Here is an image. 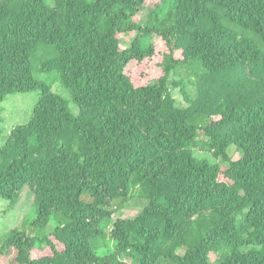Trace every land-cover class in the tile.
I'll return each instance as SVG.
<instances>
[{
  "label": "trees",
  "instance_id": "trees-1",
  "mask_svg": "<svg viewBox=\"0 0 264 264\" xmlns=\"http://www.w3.org/2000/svg\"><path fill=\"white\" fill-rule=\"evenodd\" d=\"M148 1L0 0V105L41 92L0 147V197L13 209L29 186L38 209L32 230L7 233L0 260L264 264V0ZM154 35L167 47L160 62ZM40 45L55 49L40 70L58 72L71 99L34 77ZM180 69L189 80L175 78ZM135 191L141 213L115 217ZM105 222L114 251L101 256Z\"/></svg>",
  "mask_w": 264,
  "mask_h": 264
},
{
  "label": "rangeland",
  "instance_id": "rangeland-1",
  "mask_svg": "<svg viewBox=\"0 0 264 264\" xmlns=\"http://www.w3.org/2000/svg\"><path fill=\"white\" fill-rule=\"evenodd\" d=\"M51 5L54 4L53 0H48ZM160 0H149L148 3L156 4L159 3ZM165 7L168 3V0H165ZM151 10L150 4L146 6L142 11V21L145 22L150 19L149 14ZM167 9H164V11ZM162 12L160 13V16ZM137 32L133 31L130 33H123L120 35L121 42L124 46H129L132 41L135 39ZM152 42L159 47V52L155 56L153 60L160 62L162 58V54L167 50L163 40L161 37L154 35L152 37ZM55 55V49L52 46L47 45H40L37 51V56L32 60L33 66V75L35 78L40 79L46 82L48 85L51 86L52 90L60 95H62L66 99H71V94L69 90L62 84L59 74L56 71L52 72H44L40 70L39 64L43 60H47ZM176 55L179 56L180 52H176ZM152 62V60H151ZM137 65L136 62H133L129 65L127 71L131 73L135 66ZM175 78L180 81L184 80L187 81L190 79V72H187L183 69L179 70V75L175 76ZM173 88V94L177 99L180 105H187L184 96L181 93L179 87L175 85H171ZM191 92L194 93L193 88ZM41 97V92L38 90L28 91V92H18L14 94H9L6 99L0 105V147H2L11 130L19 124H23L33 116V111L37 103L39 102ZM70 108L73 114H78L79 108L73 102L70 101ZM199 140L201 145L207 141V137L204 135L202 131H200ZM194 154L198 158H207L211 162H218L222 169H226L228 167V163H223L219 159H216L209 151L205 149L201 150L199 148L194 149ZM229 154L233 159H238L241 156V152L236 149L234 145L229 148ZM131 198L129 201L124 205L123 208L117 209L115 213V217H122V218H135L137 217L142 209L147 204V199L144 197L139 196V194L135 191L131 194ZM9 203L5 199L0 197V245L3 244L4 239L8 232L12 229L21 227L22 229H26L28 231L32 230L33 220L38 215V209L35 202V195L30 189L29 186H25L22 191V196L15 206V208H9ZM56 222H58L57 218L53 215L51 218V224L47 228V233L51 232L55 226ZM105 237L99 241L101 247L95 246L96 252L104 256L107 253H111L114 251V243L110 238V229L111 224L109 222H105L103 225ZM34 232V231H33ZM54 239V237H52ZM61 247V246H60ZM47 253H51L49 248L45 249H37L34 251L33 255L41 256ZM12 252L6 255L3 260H0L2 264H11L12 263ZM129 263H133V261L129 258H126Z\"/></svg>",
  "mask_w": 264,
  "mask_h": 264
}]
</instances>
